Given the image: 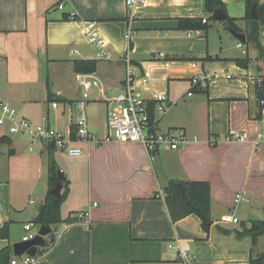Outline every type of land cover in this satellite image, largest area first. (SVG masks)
Listing matches in <instances>:
<instances>
[{"label":"crops","instance_id":"obj_1","mask_svg":"<svg viewBox=\"0 0 264 264\" xmlns=\"http://www.w3.org/2000/svg\"><path fill=\"white\" fill-rule=\"evenodd\" d=\"M221 1L246 40L245 0ZM63 16L69 20L62 21ZM203 17L209 19L203 0H143L131 9L125 0H0V103L18 109L19 117L34 125L67 133L80 99L74 61L97 60L93 75L104 95L113 97L121 89V58L146 69L161 57L170 65L154 72L156 78L167 77L156 89L167 92L169 106L158 130L180 129L188 139L177 150L159 148L149 159L138 143L79 144L81 155L69 157L22 135H2L8 140L0 144L7 149L0 154V228L9 224V239H0V250L9 246L12 252L25 234L23 227L36 217L38 209L30 211L34 203L29 195L41 179L38 199H44L52 159L67 182L59 217L68 221L51 228L55 241L37 248L36 264H184L178 247L188 249L191 264H249L251 256L264 253V236L255 244L249 237H236L243 224L250 226L249 216L264 215V115L255 85L245 77L247 69L236 60L248 59L255 76L262 67L253 46L246 42L238 48L221 21H208L209 30L197 36L176 29L178 19ZM89 22L104 38L108 59L98 60L87 44L84 30ZM259 43L264 58V29ZM92 102L104 106L105 122L99 121L97 130L89 124L90 132L102 140L106 107L96 89L88 105ZM229 131H244L248 140L225 142ZM212 140L216 145L211 147ZM32 180L24 199L22 185ZM171 180L209 184L213 224L208 233L193 214L171 221L164 198H157L165 195ZM238 193L247 202L235 207ZM79 212L88 213V225L74 222ZM229 213L239 224L219 222Z\"/></svg>","mask_w":264,"mask_h":264},{"label":"built area","instance_id":"obj_2","mask_svg":"<svg viewBox=\"0 0 264 264\" xmlns=\"http://www.w3.org/2000/svg\"><path fill=\"white\" fill-rule=\"evenodd\" d=\"M143 0H125L126 7L131 9ZM61 8V6H58ZM202 24L207 22V18L201 19ZM199 31H189L187 36H197ZM85 39L88 45H91L95 51L98 60L108 59L110 56L106 51V42L98 33L93 23H86L84 30ZM129 38V34L126 35ZM242 47L241 43L237 44ZM123 64V79L121 89L113 96L104 95L99 80L93 74H78L76 76L77 85L80 89V99L76 104L77 117L72 130L67 133L56 130L47 124L34 125L27 119L19 117L17 110L7 104L0 103V128L7 127L10 135H22L31 142H43L46 147L55 151L62 152L69 157H79L81 150L77 147L79 144L96 143H138L145 150L149 159L159 148L177 150L188 141L183 130L170 129L166 132L158 130V123L165 114L169 106L167 92L156 89V83L166 84L167 77L156 78L155 71H163L169 68L170 63L161 58L155 57L149 62L145 69L133 65L128 57L120 59ZM245 77L252 81L254 85L264 83V72L261 71L255 76L249 69L246 70ZM193 83H196L193 80ZM98 90L100 97L106 107V133L102 140L90 132L87 105L90 101L91 93ZM259 112L264 115V99L256 100ZM248 140V134L244 131H229L224 136V141L228 143H244ZM258 141H253L257 145ZM216 145V141L209 142V146ZM163 193L157 194V198H164ZM241 202H247L244 193L235 195L233 204L236 207ZM95 206V205H94ZM88 213L79 212L74 215V222H80L88 225ZM225 225H237L239 219L234 213L222 215L219 220ZM24 236L21 241L33 239L39 228L33 223H27L24 227ZM179 257L184 264H191L188 260V249L178 247ZM36 256L26 254L12 256L7 264H36Z\"/></svg>","mask_w":264,"mask_h":264},{"label":"trees","instance_id":"obj_3","mask_svg":"<svg viewBox=\"0 0 264 264\" xmlns=\"http://www.w3.org/2000/svg\"><path fill=\"white\" fill-rule=\"evenodd\" d=\"M255 6L256 17L252 19L250 17L251 8ZM222 10L225 14V7L221 0H203V12L209 16L207 22L202 24L201 18L199 19H178L176 29L182 31H199L205 33L209 30L208 21H214L211 18L212 13L215 10ZM226 18L221 21L227 28H231L236 32L240 30L236 27L234 21L230 19L226 14ZM62 21H68V16H63ZM245 22H246V42L247 45H252L257 51L256 60L260 63L262 71L264 72V58L263 50L259 43V33L264 29V5L260 4L259 0H245ZM97 60H77L72 63L73 72L75 74H93L97 69ZM236 64L244 69H248L249 60H236ZM47 88V100L50 101L52 95ZM256 100L264 99V83L255 85ZM7 137H0V144L7 142ZM49 150L52 148L47 147ZM55 151V150H54ZM9 155L13 154L12 150L8 151ZM57 183V171L50 159L48 163V176L47 187L48 190L44 196L43 203L38 207L37 215L31 223L41 227H53V225L60 224L62 222L59 217V210L61 205L65 202L68 189L67 182L62 181L61 192L58 197L52 195L51 191ZM165 193L164 201L172 222H176L188 215H195L201 222V229L208 233L213 221L211 218V198H210V186L206 182H194V181H182L171 180L163 189ZM264 236V221L257 220L250 223V226L246 228L242 225L241 232L236 233L237 238L249 237L252 244L256 243L258 237ZM0 239H9V224L5 223L0 228ZM50 242L45 243L43 246L52 245L55 241L52 231L50 233ZM12 257V252L9 246L0 250V264H7L8 260ZM264 253L253 258L251 256L249 264H263Z\"/></svg>","mask_w":264,"mask_h":264},{"label":"water","instance_id":"obj_4","mask_svg":"<svg viewBox=\"0 0 264 264\" xmlns=\"http://www.w3.org/2000/svg\"><path fill=\"white\" fill-rule=\"evenodd\" d=\"M250 17L252 19H254L256 17L255 6H253L251 8ZM211 18L216 20V21H222L226 18V16L222 10L218 9L212 13ZM227 30L230 33V35L235 40H237L239 43H241V44L246 43L245 35L243 33L236 32L231 28H228ZM63 179H64V177L61 174V172L57 171V183L51 191L52 195H54L56 197H58L60 195L61 182L63 181ZM257 220H258L257 217H254V216H249L247 218V221H249V222H253V221H257ZM50 233H51L50 227L41 226L39 228L37 235L33 239L28 240V241H20L18 243H14L12 245L13 255L14 256H20V255L26 254L29 256H35L36 252H37V248L42 247L45 243H49L51 241L49 238ZM263 264H264V261H263Z\"/></svg>","mask_w":264,"mask_h":264},{"label":"rangeland","instance_id":"obj_5","mask_svg":"<svg viewBox=\"0 0 264 264\" xmlns=\"http://www.w3.org/2000/svg\"><path fill=\"white\" fill-rule=\"evenodd\" d=\"M260 4L264 5V0H259ZM204 34V33H203ZM42 59H39V61L41 62ZM29 63V61H27ZM18 110V109H16ZM18 113V111H17ZM19 114V113H18ZM87 116H88V122L89 124L91 125V130H97L98 128V124H100V122L103 124L105 122V112H104V106L102 103L98 102V103H90L87 107ZM100 121V122H99ZM92 124L95 126L93 127ZM89 125V126H90ZM90 128V127H89ZM2 135H5V136H15V135H10L8 133V128L7 127H4V128H0V136ZM7 149L6 147H2L0 146V154H3V153H6ZM51 157H52V154H50ZM44 169L43 171L46 172V168H47V158L45 159L44 158ZM15 163V160H12L11 161V164H14ZM36 177V176H35ZM34 177V178H35ZM34 180H32V183L31 185L30 184H25V185H22V196L24 195V199H27V195L29 194L28 193V190L30 188V186H32ZM19 184V182H17V185ZM43 187H44V184L42 183L41 179H37L36 183H35V188L33 189V193H31L29 196L30 200L33 201V205L29 206V209L31 211L32 209V212L33 211H36L38 209V207L43 203V198L42 199H38V197H41V194H43ZM65 208L62 210L61 212V215L63 214ZM26 212L25 214V217L27 218V216L29 215L28 213L30 212ZM77 214V213H76ZM74 214V215H76ZM30 216V215H29ZM242 216V215H241ZM258 218V217H257ZM261 219L258 218V220H261V221H264V215H261L260 217ZM243 220H245V218H243ZM39 226L36 225V229H38ZM55 228V225H53L52 227V230Z\"/></svg>","mask_w":264,"mask_h":264}]
</instances>
